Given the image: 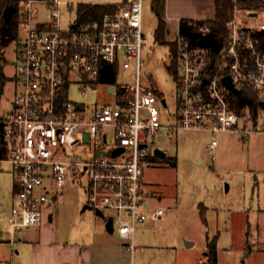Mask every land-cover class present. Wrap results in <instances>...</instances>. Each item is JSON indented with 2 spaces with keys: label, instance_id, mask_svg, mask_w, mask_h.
<instances>
[{
  "label": "built area",
  "instance_id": "2783aa9c",
  "mask_svg": "<svg viewBox=\"0 0 264 264\" xmlns=\"http://www.w3.org/2000/svg\"><path fill=\"white\" fill-rule=\"evenodd\" d=\"M63 5L70 9L73 2L23 0L19 6L23 35L16 45L15 75L20 88L12 99L11 110L0 117V164L11 166L14 187L8 236L1 240L8 245L10 256L3 264H19L13 256L16 233L39 227L46 206L58 197L67 178L83 174L88 179L87 204L100 209L105 218L112 216L114 232L128 239V248L134 249L138 224L164 213L162 206L151 204L143 177L149 164L146 138L155 132L164 129L173 136L180 130H230L240 132L245 139L254 131L264 133V112H236L231 91L221 80L229 75L238 89L264 93V50L260 40L264 22H241L235 6L226 22V40L217 50L208 44L211 39L198 41L197 32L210 34L206 22L193 23L196 41L178 30L173 57L176 104L163 121L158 103L166 106V99L157 88H143L140 83L144 0H124L103 13L99 22L80 29L74 26L76 19L68 27L61 26ZM41 8L48 18L37 21ZM134 61L135 84L119 88L108 85L111 93L129 92L127 96L116 95L114 105L99 104L91 109L87 103L70 97L74 75L79 77L78 82L96 88V77L119 65L129 67ZM81 90L85 92V86ZM107 128L112 132L113 147L80 150L83 141L78 132L87 129L90 137L107 143ZM217 144V138L208 143L212 159ZM115 149L122 150L113 155ZM105 209L113 213L107 214ZM197 264L208 263L203 256Z\"/></svg>",
  "mask_w": 264,
  "mask_h": 264
},
{
  "label": "rangeland",
  "instance_id": "374dc122",
  "mask_svg": "<svg viewBox=\"0 0 264 264\" xmlns=\"http://www.w3.org/2000/svg\"><path fill=\"white\" fill-rule=\"evenodd\" d=\"M72 8L61 7L60 24L68 27L77 16L79 0ZM83 1V0H80ZM166 0L160 8L165 23L161 41L156 40L158 17L152 8V0H144L143 31L145 43L140 61V83L143 88L155 87L166 99L167 105L158 103L162 120L176 104V81L170 64L173 57L170 42L178 36V20L165 15ZM238 8L236 14L243 23L264 22V8L256 15ZM213 16L212 11L207 13ZM48 13L41 9L38 19L45 20ZM204 19V18H202ZM13 43L6 50L9 62L5 72L11 77L0 95V117L12 108V99L20 83L15 73ZM113 80L96 77V88L89 83L70 85L69 95L77 102H85L92 109L99 104L116 102V95H128V91L116 94L108 91V85L118 88L136 83L135 61L129 67L112 68ZM80 81V80H79ZM85 86L86 91L81 89ZM264 98V93L260 94ZM264 112V107H259ZM240 127V125H238ZM87 129L78 132L84 148L105 145L114 146L112 132L107 128L109 140L99 143L90 137ZM218 139L211 158L208 143ZM149 164L144 168V181L149 199L154 206H162L160 218L149 216L138 224L135 232V249L130 264H197L205 256L208 238L217 235L218 264H264V133L251 132L245 139L240 132L204 130H180L169 136L164 129L146 138ZM165 150L166 156L155 155L154 148ZM88 179L68 177L58 197L52 198L48 208L53 222L64 233L72 228L78 232L91 228L104 229L106 218L94 209H82L87 203ZM14 202L13 171L8 163L0 164V240L7 238L8 216ZM2 203V204H1ZM202 204L205 221L201 216ZM105 213L113 211L105 209ZM94 226V227H93ZM22 232L16 233L19 237ZM112 237L119 239L117 232ZM128 240V239H127ZM129 242V241H128ZM189 242V245H187ZM14 261L18 263L15 259Z\"/></svg>",
  "mask_w": 264,
  "mask_h": 264
},
{
  "label": "crops",
  "instance_id": "0c3cea01",
  "mask_svg": "<svg viewBox=\"0 0 264 264\" xmlns=\"http://www.w3.org/2000/svg\"><path fill=\"white\" fill-rule=\"evenodd\" d=\"M123 1L79 0L76 5L81 2L120 4ZM211 11L214 16V0H166L165 4L166 17L178 20V24L181 18H212L213 16L207 14ZM38 20L40 19L37 17ZM22 35V31L19 29L16 39H9L8 36L0 37V64L3 74L6 76L1 94L4 93V87L11 79L5 72V66L9 62L6 50L13 43L14 62L12 63H15L16 45ZM110 75H112V68L106 74L100 75V78L107 79ZM15 76L14 73L12 78ZM49 205L44 210L43 223L39 227L21 231V235L17 237L13 256L16 257L19 264H130L135 248L132 250L128 248L129 240L121 236L119 239L112 237L114 232L110 233L97 228H91V234L87 230L75 232L72 228L63 233L57 225L55 227L51 210L48 208ZM8 213H10L9 210L6 214ZM9 256L8 245L1 241L0 264H3Z\"/></svg>",
  "mask_w": 264,
  "mask_h": 264
},
{
  "label": "trees",
  "instance_id": "16d2710c",
  "mask_svg": "<svg viewBox=\"0 0 264 264\" xmlns=\"http://www.w3.org/2000/svg\"><path fill=\"white\" fill-rule=\"evenodd\" d=\"M23 0H0V37L8 36L9 39H16L19 30V6ZM119 4H101V3H86L81 2L77 5V16L74 26L76 29H80L83 26L99 22L103 13L106 11L115 9ZM163 5V0H152V8L158 17V27L156 31V40L161 41L165 23L161 18L160 8ZM241 10H248L250 12L259 11L264 8L263 0H214V16L209 19H192L181 18L179 20V32L183 35L190 37L193 41H196V29L193 25L196 23L206 22L210 28L211 40L208 43L214 50L219 49L227 37L226 22L231 18L234 7ZM261 48L264 50V30L260 33ZM170 47L172 49L173 57L177 53V42L171 41ZM172 57L170 70L175 71L174 59ZM107 79L113 80V75H110ZM6 76L2 72V65L0 64V94ZM122 90V89H121ZM230 98L233 103V108L236 112L245 113L247 110L256 114L260 106L264 107V98L258 93H254L247 89H241L240 93L233 94L229 92ZM201 216L205 221V209L202 204ZM217 235H214L207 240V254L205 255L206 262L208 264H218L217 262Z\"/></svg>",
  "mask_w": 264,
  "mask_h": 264
},
{
  "label": "water",
  "instance_id": "95a60500",
  "mask_svg": "<svg viewBox=\"0 0 264 264\" xmlns=\"http://www.w3.org/2000/svg\"><path fill=\"white\" fill-rule=\"evenodd\" d=\"M257 12L256 11H253V12H250L249 15L253 16V15H256ZM197 35H198V41L201 42V43H204L208 40L211 39V35L209 33L207 34H202L201 32H197ZM222 82L225 86H227V88L233 93V94H238L240 93V89H238L237 87H235L232 83V80L230 78L229 75H225L222 77ZM110 90L112 91L113 90V87L111 86L110 87ZM163 102H165V99L163 100ZM3 127V122L0 121V130L2 129ZM122 149H115L112 154L113 155H117ZM101 152V151H100ZM99 152V153H100ZM154 153L155 155H160V156H165L166 155V152L164 149L162 148H159V147H155L154 148ZM93 209V207L90 205V204H84L83 205V210L84 209ZM95 210V213L100 216V217H103L105 218V214L100 210V209H94ZM105 227H106V230L110 233H113L114 232V225H113V217L112 216H108L106 218V221H105ZM187 245H189V242H187ZM207 252H204V255H206Z\"/></svg>",
  "mask_w": 264,
  "mask_h": 264
},
{
  "label": "flooded vegetation",
  "instance_id": "af4514ba",
  "mask_svg": "<svg viewBox=\"0 0 264 264\" xmlns=\"http://www.w3.org/2000/svg\"><path fill=\"white\" fill-rule=\"evenodd\" d=\"M166 156V155H165Z\"/></svg>",
  "mask_w": 264,
  "mask_h": 264
}]
</instances>
